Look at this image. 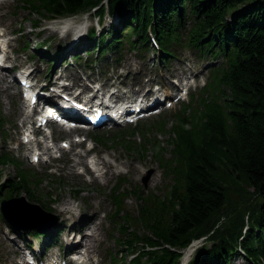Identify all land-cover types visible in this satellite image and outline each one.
Returning <instances> with one entry per match:
<instances>
[{
  "label": "trees",
  "instance_id": "1",
  "mask_svg": "<svg viewBox=\"0 0 264 264\" xmlns=\"http://www.w3.org/2000/svg\"><path fill=\"white\" fill-rule=\"evenodd\" d=\"M22 1L34 16L45 17L86 11L103 0ZM106 11L103 7L102 15ZM108 12L119 25H112L99 42L93 41L101 56L115 50L124 37L138 36L140 43H147L151 26L164 60L178 55L180 48L194 47L225 62L211 76L218 94L204 108L198 127L185 132L181 128V141L192 159L181 170L173 192L166 200L149 203L132 217L134 222H125L121 245L135 256L132 264H175L179 254L172 249L179 251L192 237L211 233L213 247L221 253L210 256L212 262L202 258L196 264H229L228 252L238 254L239 245L252 254L247 256L249 264H262L255 253L264 259V0H110ZM90 38L95 40V31ZM5 158L0 157V180L1 164L8 163ZM221 171L245 174L253 189L250 196H257L259 205L243 204L226 214V187L218 181ZM32 177L18 172L0 185V196L10 199L27 192ZM247 214L250 228L241 242ZM224 217L226 222L220 224ZM147 245L170 248L148 253V259L142 253Z\"/></svg>",
  "mask_w": 264,
  "mask_h": 264
},
{
  "label": "rangeland",
  "instance_id": "2",
  "mask_svg": "<svg viewBox=\"0 0 264 264\" xmlns=\"http://www.w3.org/2000/svg\"><path fill=\"white\" fill-rule=\"evenodd\" d=\"M242 9L245 8L242 7L240 10ZM233 12H229V17H231L230 15H232ZM77 17H87L88 25L91 24L95 26L96 22L98 24V21L95 20L90 14L80 15ZM35 19L36 18L31 17L28 12L25 11L21 4L18 3V0H6L5 2H3V0H0V30L10 39H13L15 37V40H12L10 42L11 48L15 49L16 47H23L25 43L28 42L32 44V48L30 50H27L24 55L21 56L16 65L24 66L26 65V58L33 59L30 66L36 69V78L50 80L49 77L51 76L50 71L48 70V65L53 61L48 62V60L59 55V57H57V64L55 65L57 70L62 71L63 75L75 74L79 79V83L83 86H86L85 81L83 80L84 76L89 77L90 80L96 81L101 84H113L115 85V87L116 84H118L120 81H123L127 85H136L139 82L149 84V80L155 79L153 76L159 69V66L154 65L152 67L149 61L153 64H157L159 58L158 54L151 52L150 57L147 56L145 61L139 60L138 56L135 53L128 54L126 63L123 65V69L118 72V74L122 73L123 78L119 81H112V78H114L115 74V71L112 68V57L105 63L104 61H99L96 70L90 71L84 61L76 62L74 59H72V57L69 56L70 54L79 56L85 54L86 52L84 50L88 49V46L85 47V44L89 41L83 38L80 44L73 48L72 44L78 40L77 30L71 31L66 36H62L63 33H60L57 28H54L53 30L51 28H48L50 25L48 20L42 21L39 24L40 28L35 30L32 28V26H34L33 21ZM111 22L112 20L107 18L104 22L105 27L108 28L111 25ZM20 26H22V29H24L26 38L20 39L19 36H16L14 34V31H18L20 29ZM81 32H83L85 36L86 30H84V28ZM42 41H45L46 47L42 49V54L38 52V57L33 48L35 47L34 45L36 42ZM83 44L84 47L82 49L81 46ZM74 51H76V53ZM97 53L98 52H94L95 56L101 59V57ZM186 56L191 62L190 64H188V68L193 73L198 74V79L206 80L210 67L209 64L199 62L191 52L186 53ZM65 59L69 63L67 64L68 66L66 64L64 65L65 62L63 63ZM221 61L222 60L219 59L215 61L214 64L217 65ZM210 64H213V61H211V59ZM172 66L176 69H181V66L175 62L172 63ZM105 70H107L106 74L104 73ZM125 72H129L131 77L125 74ZM164 76V80L166 81L168 73L165 72ZM13 77L14 75L12 73H7V83H0V103L2 104L7 119H9L10 122H13L15 120L14 109L17 112H20L17 108L20 102L16 90L17 83L13 82ZM52 78L55 77H53L52 75ZM227 94L231 95L230 92H228ZM15 126L16 125L14 124L8 126L5 132L6 135L4 133L0 134V154L6 151L4 149L6 144L3 140V137H7L9 141H11L12 139H17V134L14 130ZM136 137L141 139L140 135L138 134H136ZM11 147L16 148L17 146L13 143ZM26 153L29 155L28 151H26ZM115 153L122 156L123 161L128 165L127 169L128 171H131L129 177H131L136 189H143L148 191L157 190L159 195L162 196L166 193V190L169 188L171 181L163 174L160 165H158L157 162H155V160L150 157V153L146 154L144 157H140L137 152L128 153L126 150L115 151ZM16 154L20 155V158L18 159L19 162H21L25 167H28L29 169L35 168L40 177L41 175H43L42 178L46 180L44 184L34 188L33 192H31V197L40 200L41 205L46 209L48 208L49 203H53L52 205H55L53 207V211L51 212L59 216V220L57 221L56 226L59 227L63 225L65 221L70 222L65 225V228L63 227L61 229V232L63 233L62 237L65 240L71 238L72 231L68 232V229L73 226V221H71V219L74 217L73 214L79 215L81 211L82 215H85L89 219H92L94 216H96L97 219L94 223H87L86 220L78 223L77 228L85 225L84 227H82V229L85 230L84 232L86 233L88 231L92 233V235L89 236L91 237V240H93L90 245L92 246L93 251H95L96 253L94 256H92L95 261L97 260L100 264H115L114 260L111 257V253L114 255V257H117L120 250L114 240V237L119 236L118 230L114 225L110 224L107 221L108 217H103L102 213L103 208L108 212L111 210V204L107 198L109 197L108 190L113 187V183L109 187L104 186V191L101 192V190L94 187L91 181L88 182L85 176H80L79 169L77 170L76 168V166L79 164L78 162L80 161V159L75 155V148L67 155H65L64 159L60 161L59 164H57V167L60 169L59 171L61 172V174H57L58 178L53 179L46 176V173H48L49 171L46 170L47 168L45 166L38 165L37 167H32L28 162V157L21 155L20 152L17 151ZM73 166H75V169L73 168ZM148 172H152V175L150 177L148 187L145 188L142 184V178L146 177ZM16 174L17 170L14 167L9 166L4 168V177L10 176L11 178L13 176L15 177ZM218 181L223 182L224 187H226L224 189V193L228 197V206L225 209L226 214L231 213L243 204H250L251 207L253 205L257 207L259 205V203L257 202L260 201V199H257V196H250L249 192H252L253 189L252 187H250L245 174L242 173L232 176L224 171H221L220 176H218ZM99 185L101 186V183ZM77 191H82L83 193L79 194L78 196L76 193ZM22 196L26 198L25 195ZM68 200L71 202V205L73 207L71 211L72 213H60L59 209H61L65 202ZM75 219L76 218H74L73 220ZM244 223L245 225L247 224L246 221ZM245 228L246 226H244V229ZM49 229H51V227ZM14 233L15 232L10 229L9 225L4 221V219L0 217V264H16L15 259L20 260V258L17 257L21 254L19 249L22 246H27L23 242L25 237L34 245L40 244L42 246V241L40 239L36 237L28 238L27 236L29 233L23 236H21L22 234L16 235ZM52 251L58 254L57 248L51 249L49 253H51ZM61 253L63 254L64 252L61 251ZM119 256H121V254ZM231 264H246V261L239 257L233 259Z\"/></svg>",
  "mask_w": 264,
  "mask_h": 264
},
{
  "label": "water",
  "instance_id": "3",
  "mask_svg": "<svg viewBox=\"0 0 264 264\" xmlns=\"http://www.w3.org/2000/svg\"><path fill=\"white\" fill-rule=\"evenodd\" d=\"M20 207H24V208H20ZM2 209L7 221L11 225L19 229L23 228L30 230L32 228L37 227L38 225L35 222L36 218H33L36 212H39L45 217H48L38 208L27 205L23 198L13 200L8 204H5L4 202Z\"/></svg>",
  "mask_w": 264,
  "mask_h": 264
},
{
  "label": "bare ground",
  "instance_id": "4",
  "mask_svg": "<svg viewBox=\"0 0 264 264\" xmlns=\"http://www.w3.org/2000/svg\"><path fill=\"white\" fill-rule=\"evenodd\" d=\"M84 20L85 19H82L81 21L82 22H84ZM76 23H79L78 21L76 22H74V20H69V21H67V22H64L63 23V25H65V26H67V27H70V26H72L73 27V29H75V30H78L79 29V26H76ZM81 26V25H80ZM215 35H216V37H217V39H218V41H221V36H220V34H219V32H215ZM75 53H76V51H74ZM219 52H215V54H218ZM98 67V65H96V66H94V68H97ZM2 80L3 81H5V77L3 76L2 77ZM33 100H34V98H32ZM93 111H94V109H92ZM105 166H106V164H104ZM105 176L106 177H108V173H106L105 174ZM73 209V207H72V205H71V202L68 200V201H66L65 202V204L63 205V207L61 208V212L62 213H64L66 210H72ZM97 218H96V216H94L92 219H89V218H87L85 215H84V217H82L81 218V222H83V221H86L87 220V223H94L95 222V220H96ZM76 222V221H75ZM85 225H82L81 227H80V231H82V227H84ZM92 240L91 239H89V237L87 236V235H84L83 234V236H82V240H81V242L82 243H80V244H78L77 246H75L74 244H72V245H70L69 246V248H68V250H69V252L74 248V250H76V249H82L83 247H81L84 243H87V242H91ZM41 247L39 246L38 247V249H40ZM219 253H221V251H217L216 250V248L215 247H213V245H211L210 246V248H209V252L207 253V254H205V255H202V256H196V259H206L208 262H212L214 259H212V257H210V256H214L215 255V257H216V255H218ZM244 253L249 257V256H251L252 254L249 252V251H247V250H244ZM228 254H230V256H231V259L233 260V259H236V258H238L239 257V255L238 254H236V253H234V252H232V251H229L228 252ZM258 257V260L261 262V263H263L264 262V259H263V257L261 256V255H259V254H257V253H255ZM236 255H237V257H236ZM235 257V258H234Z\"/></svg>",
  "mask_w": 264,
  "mask_h": 264
}]
</instances>
